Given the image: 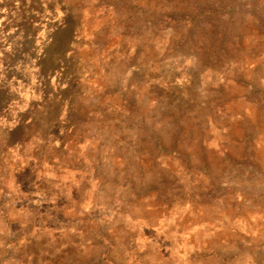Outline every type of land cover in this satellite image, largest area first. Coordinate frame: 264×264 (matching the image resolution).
Here are the masks:
<instances>
[{
	"label": "rangeland",
	"instance_id": "obj_1",
	"mask_svg": "<svg viewBox=\"0 0 264 264\" xmlns=\"http://www.w3.org/2000/svg\"><path fill=\"white\" fill-rule=\"evenodd\" d=\"M0 264H264V0H0Z\"/></svg>",
	"mask_w": 264,
	"mask_h": 264
}]
</instances>
